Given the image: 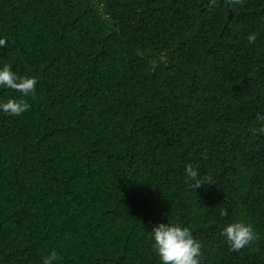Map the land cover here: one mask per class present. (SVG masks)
Returning <instances> with one entry per match:
<instances>
[{
  "label": "trees",
  "instance_id": "1",
  "mask_svg": "<svg viewBox=\"0 0 264 264\" xmlns=\"http://www.w3.org/2000/svg\"><path fill=\"white\" fill-rule=\"evenodd\" d=\"M0 264H264V0H0Z\"/></svg>",
  "mask_w": 264,
  "mask_h": 264
}]
</instances>
